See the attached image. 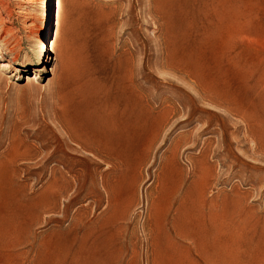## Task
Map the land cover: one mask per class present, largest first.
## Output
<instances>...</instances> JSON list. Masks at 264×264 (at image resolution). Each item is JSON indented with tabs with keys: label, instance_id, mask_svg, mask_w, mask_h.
I'll return each mask as SVG.
<instances>
[{
	"label": "rangeland",
	"instance_id": "374dc122",
	"mask_svg": "<svg viewBox=\"0 0 264 264\" xmlns=\"http://www.w3.org/2000/svg\"><path fill=\"white\" fill-rule=\"evenodd\" d=\"M0 194V264H264V0H0Z\"/></svg>",
	"mask_w": 264,
	"mask_h": 264
},
{
	"label": "bare ground",
	"instance_id": "6f19581e",
	"mask_svg": "<svg viewBox=\"0 0 264 264\" xmlns=\"http://www.w3.org/2000/svg\"><path fill=\"white\" fill-rule=\"evenodd\" d=\"M168 13V12H167ZM174 34V33H173ZM42 41L43 40H39L37 44L42 46ZM174 50V49H173ZM136 97V96H134ZM138 99V98H137ZM141 102V101H140ZM132 103V101H131ZM141 104V103H140ZM113 105V104H112ZM130 105V104H129ZM143 105V104H142ZM137 106V105H136ZM138 108V107H137ZM113 110V109H112ZM139 109H137L138 111ZM141 110V109H140ZM142 111V110H141ZM145 111V110H144ZM144 113V112H143ZM138 114V113H137ZM147 114V113H145ZM114 115V114H113ZM139 115V114H138ZM136 116V111L133 108H128V104L124 107L123 110H116L115 112V116L111 121V126L108 130L107 135L105 136V142L104 144H106L105 146H107V150H102L99 149V151H103L105 156L107 157H121L126 155V153L129 151V147H130V140H131V135L128 131V127L131 124L137 123L139 121V116ZM143 116V115H142ZM149 116V115H148ZM151 116V115H150ZM144 117V116H143ZM262 120V118H261ZM92 126V125H91ZM94 127V126H93ZM97 129V128H96ZM84 135V133H83ZM82 136V135H81ZM85 136L88 137L89 139L92 140L94 133H85ZM79 139V138H76ZM83 140V138H82ZM85 142V141H84ZM88 146H91L90 144L86 143ZM92 146L96 143H91ZM103 144V145H104ZM97 146V144H96ZM99 146V145H98ZM101 147V146H100ZM2 194V193H1ZM0 194V196H1ZM14 194H11V200H13ZM8 204V202H5L3 200H1L0 198V208L3 207L4 205ZM213 213V212H212ZM206 214L203 215L204 220L206 219ZM218 217V215H217ZM209 218H211V216H209ZM216 218V217H215ZM212 220V219H211ZM173 227H175V234L176 240L172 239L173 237L171 236L170 233H167V238L169 240L170 243V248H168L165 257L167 261H170L173 257L176 256L177 252L181 249L182 247V243L183 240H190V241H197L196 243H198V241L201 242H205L206 239H203L204 237H206V233L204 231H201L200 229H198V225L196 227H193L191 224V212L189 211V209H182L180 211V214L175 218V220L173 221ZM209 228V227H208ZM165 229V228H164ZM169 232V231H168ZM209 234L207 235L209 238L214 237V234L212 233V229H208ZM164 237V236H163ZM208 239V238H207ZM209 241V240H208ZM207 242V241H206ZM195 243V244H196ZM167 245V244H166ZM171 246L173 247V250H175L173 252V250L171 249ZM186 247H184L185 249ZM190 249L188 248L187 251H189ZM186 252V249H185ZM207 254V253H206ZM190 255V254H189ZM188 255V258L192 260V258ZM216 258L213 255H207V260L206 262L208 264H214ZM164 261V260H163ZM197 262V261H196ZM195 262V263H196Z\"/></svg>",
	"mask_w": 264,
	"mask_h": 264
}]
</instances>
